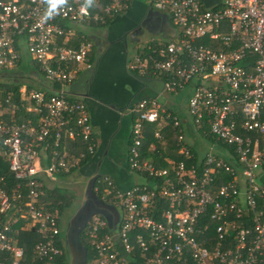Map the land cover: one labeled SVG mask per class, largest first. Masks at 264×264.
Masks as SVG:
<instances>
[{"label": "built area", "instance_id": "obj_1", "mask_svg": "<svg viewBox=\"0 0 264 264\" xmlns=\"http://www.w3.org/2000/svg\"><path fill=\"white\" fill-rule=\"evenodd\" d=\"M134 1L86 8L85 0H68L49 17L45 0H0V83H11L25 54L45 80L39 89L13 80L21 85L18 103L14 91L5 94L9 111L0 99V264H53L67 254L58 244L62 216L45 191L97 152L88 107L70 88L93 68L89 32ZM211 2H150L175 34L151 38L128 60L131 74L162 80L158 97L129 109L127 165L149 180L122 190L100 174L94 192L104 186L101 200L121 219L116 228L100 215L90 219L86 264H264V0ZM186 90L182 113L161 104L159 97ZM21 111L29 114L24 121ZM148 125L158 143L174 130L164 166L142 159ZM78 141L85 152H70ZM29 227L40 241L27 261L20 234Z\"/></svg>", "mask_w": 264, "mask_h": 264}, {"label": "crops", "instance_id": "obj_2", "mask_svg": "<svg viewBox=\"0 0 264 264\" xmlns=\"http://www.w3.org/2000/svg\"><path fill=\"white\" fill-rule=\"evenodd\" d=\"M150 2L151 0H135L131 8L121 16V20L116 18L118 19L117 26L112 27V24L116 21L115 19L107 27L96 29L92 31L93 33L90 32L92 39L94 38L95 49L97 48V52L101 49L98 66L94 71L92 68V70L82 73L70 88L72 95L79 100L85 101L88 106L97 140L96 155L99 153L102 155L98 157L96 162L95 157L85 167L77 169L80 171L81 177L86 179V182L89 177L85 176V171H89V169L94 171L95 168V173L93 172L92 174L93 176L98 169L100 170L99 173L101 169L105 170V166H111V175L115 178L117 186L122 190L130 189L134 185L144 182V180L138 174L132 172L127 165V145L130 140L132 122L129 109L139 96L143 95L144 98L158 97L162 87L156 82L151 81L152 84L142 82L140 77L134 76L129 72L128 60L130 56L128 55L127 46L124 47L120 45L111 35L113 33L112 31L116 32L119 27L124 29L130 28L132 26L134 14H137V16L141 15L143 19H149L154 17L152 15L153 12L156 15L155 17L163 22V28H165L164 24L166 23L165 18L167 16L155 11L151 7ZM163 30L156 33L148 32L149 37L143 43H140V41L135 43L133 41V43H135L133 44V52H135L138 47L146 44L151 38L165 39L175 34H164ZM26 57L25 54L20 66L16 68L14 72H10V77L22 83H34L33 77L35 75L31 78V75L28 74L30 69L28 64H30V62ZM32 68H34L33 65ZM116 71H118V73ZM34 72L38 73L35 68ZM120 81L124 84L121 89H118V83H120ZM188 92L189 91L186 90L177 96L163 95L159 98H161V104L166 108L173 112L177 111L178 113H182V109H184L187 100L185 96ZM204 150L205 149L202 147L201 152ZM105 153H107V156H105ZM94 163L95 167L93 166ZM75 171L76 170L67 175L59 176L57 182L49 184V188H62V185H65L63 180L74 175ZM116 209L121 219V211L118 208ZM111 217V222H114L116 216L111 215ZM64 228L65 227L62 225V230ZM69 259L68 255V260ZM70 264L72 263L70 262Z\"/></svg>", "mask_w": 264, "mask_h": 264}, {"label": "trees", "instance_id": "obj_3", "mask_svg": "<svg viewBox=\"0 0 264 264\" xmlns=\"http://www.w3.org/2000/svg\"><path fill=\"white\" fill-rule=\"evenodd\" d=\"M204 1V3H206V5L208 6L211 2V0H202ZM111 23H108V25H110ZM106 26V27H107ZM173 27V26H172ZM89 40H91V38H89ZM95 47H93V50L90 54L92 60L94 58L95 55ZM10 75V73L8 74ZM134 76H138L137 74H132ZM141 77V76H138ZM146 80L152 81V82H156L159 85H162V80L154 78L153 75L149 72L147 73L144 77ZM15 80V79H13ZM16 81V80H15ZM21 85V83L19 81L16 82H11V83H0V90L2 91L3 94H1L0 99L2 102V108L4 110L9 111L8 106L5 104L4 100H5V94L8 91H14L15 92V97L13 99V102H17L18 103V94L16 93L17 88ZM162 87V86H161ZM144 97H142L141 99H143ZM140 99V100H141ZM17 117L19 121H24L25 118L29 117V114H26L24 111H21L20 113H17ZM148 133L146 136V143L143 145L142 147V159L144 160H151L153 161L154 164L160 165V166H164L165 165V158L167 157V154L164 151V148L167 147L168 149H172L174 147V142H175V138H174V130L172 128H169L166 130V132H164L163 137L166 138V141H164L163 143H158L155 136H154V126L153 125H148ZM130 141H128L129 144ZM156 145V148L154 151H150L149 147L150 145ZM68 145V142H67ZM71 150L70 152H85L86 150V143H83L82 141H78L77 146L71 147L70 145H68ZM99 154H95L94 156H88L85 158V160L82 161L81 165L82 167H85L91 160H93V158H95V162L98 159V157H101L102 155ZM95 167V163L93 165ZM90 176H92L93 172L95 173V168L94 171L90 170ZM103 171V172H102ZM101 174H110L109 176L114 180L115 182V178L111 175V171H110V167L101 169ZM8 174V173H7ZM143 180L147 179L149 180V177L147 175L144 174H138ZM226 175H223V178ZM220 183H223V181H218L216 182L217 185H220ZM116 184V182H115ZM117 185V184H116ZM118 187V186H117ZM104 186H101L99 188V193L96 194L97 197L101 200V198L104 195ZM69 195V196H67ZM264 196V193H263ZM74 199V196L70 195L69 193L65 192L64 190H61L59 187H55L52 190H46L45 191V198L43 199L46 202L50 203V207L51 208H58L60 211L61 216L64 214V211L66 210L67 207H69L72 203ZM104 202V201H103ZM105 204H107L108 202H104ZM110 205V204H109ZM259 205L260 207L264 206V197L262 199L259 200ZM112 206V205H111ZM114 207V206H112ZM40 241V237L39 235L35 232V230L33 228H26L25 230H23L20 234V245L22 246L24 252H25V256L27 261H29L32 256H33V251H34V246ZM79 242L80 244L85 248L86 252H87V258L90 259L91 256L93 255V252L91 251L90 248V244L88 239L85 236V231H83L80 236H79ZM65 243L64 241V237L63 234H61V238L58 240V244L60 246H62V244ZM64 246V245H63ZM67 254L56 258V260L54 261L53 264H67L68 263V250H67V246L65 247Z\"/></svg>", "mask_w": 264, "mask_h": 264}, {"label": "water", "instance_id": "obj_4", "mask_svg": "<svg viewBox=\"0 0 264 264\" xmlns=\"http://www.w3.org/2000/svg\"><path fill=\"white\" fill-rule=\"evenodd\" d=\"M202 1V0H201ZM204 2V1H202ZM165 18V17H164ZM165 28H163V33L164 34H174L175 31L172 28L168 18H165ZM125 45H127V42H124ZM124 46V45H123ZM125 47V46H124ZM101 54V49L98 50L97 56L95 58V61L93 63V71L97 68L98 66V60L100 59ZM140 80L145 83H150L152 84L151 81L146 80L144 78L140 77ZM142 97H144L142 95ZM141 97V98H142ZM141 98L136 99V101H139ZM85 102V101H84ZM86 104V102H85ZM87 105V104H86ZM134 103L132 104V106ZM131 106V107H132ZM88 107V106H87ZM105 156H107V153H105ZM102 161V160H101ZM100 164V163H99ZM99 169L97 170L96 174L88 178L85 188H84V194H83V199L81 205L77 208L75 214L72 216L69 226L67 228V235H66V243H67V250L70 254H73L74 251H78V253L82 257V263L81 264H86L87 261V252L85 248L80 244L79 242V236L80 234L85 230L88 222L90 219L95 216V215H100L104 217L108 222H109V227L110 228H116L117 224L119 223L120 219V214L118 210L112 206H109L105 204L102 200H100L97 195L94 192V186L95 183L100 176ZM109 175V174H108ZM88 198H93L95 200L93 212L91 215H86L85 214V207L87 206V199ZM112 216H116V220L114 222H111ZM72 256V255H71ZM73 257V256H72Z\"/></svg>", "mask_w": 264, "mask_h": 264}, {"label": "rangeland", "instance_id": "obj_5", "mask_svg": "<svg viewBox=\"0 0 264 264\" xmlns=\"http://www.w3.org/2000/svg\"><path fill=\"white\" fill-rule=\"evenodd\" d=\"M119 19L121 20V16L119 17ZM117 20L118 19H116V21ZM116 21L112 24V27L118 25L117 24L118 21L117 22ZM89 37L91 38L90 41L92 42V44L95 47V43L93 41L94 38L92 39V36H91V33L90 32H89ZM148 37H149L148 32H145L143 34H138L137 41H134V42L136 43V42H139L140 41V43H143V42H145L148 39ZM135 43H133V41H128V43H127V49H128V55L129 56H132L133 55V44H135ZM96 49H95V55H96V52H97ZM26 58H27L28 61H30V58L28 56ZM95 58L96 57L94 56V58L92 60V65H93V63L95 61ZM28 67H30L28 74L31 75V78L35 75L33 77L35 83H31V82L30 83H26V82H24V84H28V85L32 86L33 88L39 89L41 87L39 84L40 83L44 84L45 83V80H44V78L42 77L41 74L34 72V68H32V65L28 64ZM12 72H14V71H12ZM116 72L118 73V71H116ZM12 81L13 80H11V82ZM8 82H10V81H8ZM123 84L124 83L122 81H120V83H118V89H121V87H122ZM127 89H129V88H127ZM185 97L188 98L189 97V94H186ZM189 141H190V143L193 146L196 145L195 141H193L192 139H190ZM63 181H64L65 185L64 186L62 185V188H60V189L61 190H64L67 193H69L70 195L74 196V199H73L71 205L66 208V210L64 211V214L62 215V223H61V226L63 225V227H65L66 222L70 218V215L72 214V212L74 210H76L81 205V203H82L83 194H84V188H85V185H86V179L83 178V177H81L79 170H76L74 172V175H72L69 178H65ZM67 196H69V195H67ZM90 263H92V262H90V260H88V263L87 264H90Z\"/></svg>", "mask_w": 264, "mask_h": 264}, {"label": "flooded vegetation", "instance_id": "obj_6", "mask_svg": "<svg viewBox=\"0 0 264 264\" xmlns=\"http://www.w3.org/2000/svg\"><path fill=\"white\" fill-rule=\"evenodd\" d=\"M152 15L154 17L149 18V19L148 18L143 19V18H141V15L137 16V14H134L132 26L130 28L124 29V28L119 27V29L116 32L112 31L113 33L111 36L113 38H115L116 41L119 42L120 45L127 46L124 44V42L126 41L128 43V41H137L138 34H143L145 32H152V33L160 32V30H163V22H161V20L156 18L155 17L156 15L153 12H152ZM164 25H166V24H164ZM137 97H138V95H137ZM141 97L142 96H139V98H141ZM128 146H129V144L127 145V155H128ZM108 167H111V166H105V168H108ZM89 174H90V171H85V176H88L90 178L91 176ZM86 202H87V206L85 207V214L91 215L93 212L94 204L96 202L93 198H88ZM76 210H74L72 212V214L70 215V218L66 222L64 230H62L61 234H63L65 243L67 242L66 241L67 228H68L69 222H70L72 216L75 214ZM66 246H67V243H66ZM68 255H69L70 259L68 260L67 264H70V262L72 264H81L82 263V257L78 253L77 250L74 251L73 254H70L68 252Z\"/></svg>", "mask_w": 264, "mask_h": 264}, {"label": "clouds", "instance_id": "obj_7", "mask_svg": "<svg viewBox=\"0 0 264 264\" xmlns=\"http://www.w3.org/2000/svg\"><path fill=\"white\" fill-rule=\"evenodd\" d=\"M45 3L49 5L46 15L50 17L58 7L66 6L68 4V0H45ZM95 4L96 0H85L83 6L86 8H91L94 7Z\"/></svg>", "mask_w": 264, "mask_h": 264}]
</instances>
